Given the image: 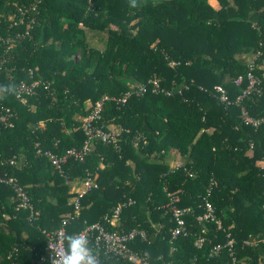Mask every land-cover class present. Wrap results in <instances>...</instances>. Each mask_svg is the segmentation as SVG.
<instances>
[{
  "label": "trees",
  "instance_id": "trees-1",
  "mask_svg": "<svg viewBox=\"0 0 264 264\" xmlns=\"http://www.w3.org/2000/svg\"><path fill=\"white\" fill-rule=\"evenodd\" d=\"M213 1L0 0V112L9 109L13 123H0V177L15 179L36 213L29 219V211L16 210L11 187L0 183V264H38L46 254L41 230L74 216L71 190L87 177L97 188L80 199L78 216L65 227L68 251L80 249L73 234L99 222L109 231H145L150 243L137 239L133 247L149 264H264V123L245 125L238 107L200 90L240 92L233 80L247 71L244 57L264 56V0ZM151 78L167 90L189 89L173 97L147 93L124 106L106 100L101 123L114 127L117 143L94 141L83 162L69 159L61 177L44 151L82 148L77 117ZM36 80L35 95L18 101L15 87ZM261 88L243 102L254 119H264V79ZM172 151L186 158L178 169L169 167ZM168 194L189 209L186 235L176 239L163 208ZM129 199L134 204L113 226L103 220ZM205 200L220 228L196 221ZM228 235L233 253L223 248L210 257ZM251 239L257 243H245Z\"/></svg>",
  "mask_w": 264,
  "mask_h": 264
},
{
  "label": "built area",
  "instance_id": "built-area-1",
  "mask_svg": "<svg viewBox=\"0 0 264 264\" xmlns=\"http://www.w3.org/2000/svg\"><path fill=\"white\" fill-rule=\"evenodd\" d=\"M258 57H262L261 51H258L253 60L248 64L247 71L244 74L238 75L233 80V85L240 89V92L234 96H230L229 92L222 85H215L211 90L200 87V90L207 92L219 104L228 106H235L240 109V118L245 125L258 127L264 123V119L252 118L245 107L243 106L244 100L252 95L261 94V82L264 79V56L259 63L254 62ZM260 72V73H257ZM41 85L39 81L33 82H20L14 89L15 98L22 102H26V98L34 96L36 89ZM46 89V86H44ZM189 89L188 85L167 90L161 87L160 81L157 78H151L145 84L131 86L121 97L109 98L104 97L101 100L91 104L92 108L88 116L84 117L81 121V130L85 136V141L80 149L71 148L66 150L63 154L58 155L51 150L44 151L43 155L48 159L54 170L65 178L64 166L68 163L69 159L83 162L86 155L91 151L94 141H99L103 144H116L117 134L108 131L101 123V114L103 111V103L106 100L114 101L119 106H124L126 102L132 98L143 97L147 93L163 94L167 97L175 95H182L184 91ZM0 123L5 127H13L12 113L9 109H4L0 112ZM37 147L38 144H35ZM38 154L41 153L39 149ZM14 164V162H10ZM181 167L178 164L174 169ZM192 174H189L191 177ZM0 183L9 185L14 193L16 200V210L29 211L30 218L32 219L36 213L33 211L30 199L23 187L18 184L13 178H1ZM215 186V182L211 181L210 187L206 190V195L209 196L211 188ZM97 188V183L91 177H87L81 184L79 190L74 191L75 196L72 198L70 205L73 208L74 216H78L81 207L80 199L88 192ZM170 200L163 206L170 213V219L174 223V228L171 231L172 239L186 235L185 215L189 213L187 208H179L176 203L178 199L175 196L168 194ZM134 201L129 199L126 203L118 205L109 214L103 217V220L114 225L126 205L130 206ZM203 212L196 216V221L199 223L213 222L218 228L221 227L220 221L217 219L214 207L210 202L205 200ZM67 215L61 221V225L55 230L42 229L41 233L46 241V254L39 259L38 264H149V256L144 251L135 249L134 242L139 239L147 244V235L143 230L133 229L130 231H109L102 223H93L85 226L80 232L71 236V242L80 247L78 251H68L66 248L65 227L69 220L74 218ZM204 239H198L196 247L201 248ZM247 244H256L255 239L245 241ZM234 240L227 236V241L224 245L217 244L211 251L212 254H217L223 248H228L233 253ZM104 257L107 262L101 259ZM115 262H109V261Z\"/></svg>",
  "mask_w": 264,
  "mask_h": 264
},
{
  "label": "rangeland",
  "instance_id": "rangeland-1",
  "mask_svg": "<svg viewBox=\"0 0 264 264\" xmlns=\"http://www.w3.org/2000/svg\"><path fill=\"white\" fill-rule=\"evenodd\" d=\"M210 2L212 3V2H214L213 0H210ZM210 3V4H211ZM12 17L13 16H10V20L12 19ZM89 36V37H88ZM88 39H89V41H90V43L93 45V46H95V47H97V48H99V49H102L103 48V41H99L97 38H95V37H91V35L90 34H88ZM104 38V37H103ZM253 58H254V56H252V55H248V56H246V57H244V61H245V63L246 64H249L252 60H253ZM138 84H140V82H134V84L133 85H138ZM178 153L177 152H175V151H172V152H170V159H174V161H173V163H172V166L174 167L178 162H182L181 164H183L184 163V161L183 160H180L179 161V158H178ZM261 165H264V163H261ZM169 197V196H168ZM170 200V199H169ZM168 203V202H167ZM166 203V204H167ZM261 264V263H260Z\"/></svg>",
  "mask_w": 264,
  "mask_h": 264
},
{
  "label": "crops",
  "instance_id": "crops-1",
  "mask_svg": "<svg viewBox=\"0 0 264 264\" xmlns=\"http://www.w3.org/2000/svg\"><path fill=\"white\" fill-rule=\"evenodd\" d=\"M88 105H90V104H88ZM77 118H78L80 121H82V119H83L84 117H83V116H79V117H77ZM110 130H111L112 132H113V131L115 132L113 126L110 127ZM116 134H117V132H116ZM178 158H179V161H180V160H183V161L185 162V159H186V158H184V157H180V156H178ZM173 161H174V159H170V161H169V167H170V168H173V169H174L175 166H177L178 164H181V163H182V162H181V163L178 162V163L173 167V166H172ZM80 187H81V185H80ZM80 187H72V190H71V191L73 192V191L79 190Z\"/></svg>",
  "mask_w": 264,
  "mask_h": 264
}]
</instances>
